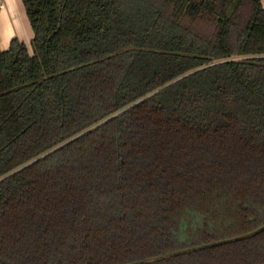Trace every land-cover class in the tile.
<instances>
[{
	"label": "trees",
	"instance_id": "16d2710c",
	"mask_svg": "<svg viewBox=\"0 0 264 264\" xmlns=\"http://www.w3.org/2000/svg\"><path fill=\"white\" fill-rule=\"evenodd\" d=\"M21 2L0 264H264L260 0Z\"/></svg>",
	"mask_w": 264,
	"mask_h": 264
},
{
	"label": "crops",
	"instance_id": "0c3cea01",
	"mask_svg": "<svg viewBox=\"0 0 264 264\" xmlns=\"http://www.w3.org/2000/svg\"><path fill=\"white\" fill-rule=\"evenodd\" d=\"M260 3L264 8V0H260ZM27 23L29 25L21 0H0V50H6L13 37L29 46L32 34L29 33ZM18 24H21L24 31L18 28Z\"/></svg>",
	"mask_w": 264,
	"mask_h": 264
},
{
	"label": "rangeland",
	"instance_id": "374dc122",
	"mask_svg": "<svg viewBox=\"0 0 264 264\" xmlns=\"http://www.w3.org/2000/svg\"><path fill=\"white\" fill-rule=\"evenodd\" d=\"M17 22L19 23L20 20H18ZM18 25H19L18 28L21 27V29L23 30V27L20 26L21 24H18ZM27 27H28L29 33H30V35H31L32 33H31V30H30V27H29L28 23H27ZM23 31H24V30H23ZM25 31H26V29H25Z\"/></svg>",
	"mask_w": 264,
	"mask_h": 264
}]
</instances>
